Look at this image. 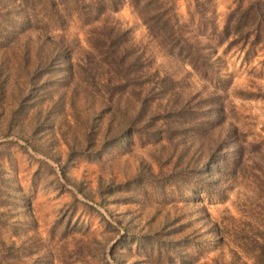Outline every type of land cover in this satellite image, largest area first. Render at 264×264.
I'll use <instances>...</instances> for the list:
<instances>
[{
  "label": "rangeland",
  "instance_id": "obj_1",
  "mask_svg": "<svg viewBox=\"0 0 264 264\" xmlns=\"http://www.w3.org/2000/svg\"><path fill=\"white\" fill-rule=\"evenodd\" d=\"M7 2L0 0V36L12 21ZM116 2L122 4L105 16L127 31L143 64L172 74L191 101L220 95L223 130L236 126L264 151V52L246 58L218 46L220 76L205 82L149 37L131 0ZM233 6L214 0L219 26ZM74 10L58 25L51 10L37 7L41 21L34 28L10 46L0 43V258L17 256V264H264L250 242H264L258 147L249 148L246 177L225 181L214 170L175 165L184 145L162 127L159 141L145 135L150 128L143 122L131 141L115 140L118 116L100 111L96 94L80 95L72 109L70 80L56 75L58 61L43 55L61 35L74 57L88 48L87 11ZM177 11L186 18L184 0ZM78 82L89 85L85 77ZM98 132L106 133L105 141L88 144ZM190 152L185 159L199 151Z\"/></svg>",
  "mask_w": 264,
  "mask_h": 264
},
{
  "label": "trees",
  "instance_id": "obj_2",
  "mask_svg": "<svg viewBox=\"0 0 264 264\" xmlns=\"http://www.w3.org/2000/svg\"><path fill=\"white\" fill-rule=\"evenodd\" d=\"M131 1L149 37L165 54L184 62L205 82L212 83L220 76L218 46L236 48L246 58H255L260 51L264 52V0H232L234 6L222 26L217 23L214 0H184V19L177 11L178 0ZM7 3L12 7L9 13L12 21L0 36V43L5 46L16 43L21 33L29 32L41 21L34 13L37 7L51 10L58 25L65 21L63 18H69L70 14L65 16V11H87L83 24L89 27L86 30L88 48L74 57L68 41L61 35L60 40L50 41L54 47L49 46L43 58L57 60L61 70L56 75L63 73L70 80L74 94L70 98L74 99L72 109L80 95L87 98L96 94L94 102L99 103V110L118 116L115 140L131 141L143 122L144 127L150 128L145 135L154 134L153 138L159 141L157 134L162 127L169 139H180L184 145L183 157L179 155L175 165L193 169L195 173L202 167L209 175L214 170L217 179L225 181L246 177L250 147H258L257 154L264 157L263 148L248 142L236 126L229 125L223 130L226 116L220 95L209 94L199 101H191L192 96L185 98L178 89L172 74H160L158 69L143 64V54L129 42L127 31L120 30L105 16L109 8L117 9L116 0H8ZM98 22L99 25H94ZM84 77L89 80L88 86L78 82ZM152 105L158 109L156 112L151 111ZM106 137L105 132H98L88 144H95L96 139L105 141ZM85 140L88 141V136ZM177 146L174 143L173 148L176 150ZM193 150L199 152L185 159ZM250 242L264 258V242L258 238H250ZM6 254L12 253L9 250ZM17 258L12 255V262H6L1 257L0 264H17Z\"/></svg>",
  "mask_w": 264,
  "mask_h": 264
}]
</instances>
